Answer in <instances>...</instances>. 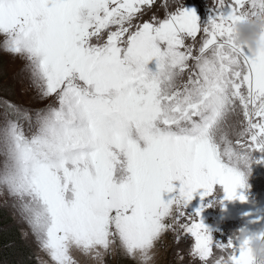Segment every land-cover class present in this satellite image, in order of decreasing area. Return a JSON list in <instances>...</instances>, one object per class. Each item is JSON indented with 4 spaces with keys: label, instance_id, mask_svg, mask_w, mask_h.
Masks as SVG:
<instances>
[{
    "label": "snow or ice",
    "instance_id": "snow-or-ice-1",
    "mask_svg": "<svg viewBox=\"0 0 264 264\" xmlns=\"http://www.w3.org/2000/svg\"><path fill=\"white\" fill-rule=\"evenodd\" d=\"M213 5L201 20L184 0H0V51L44 102L0 99V193L41 264H155L166 233L190 240L179 264H254L249 240L214 242L185 212L217 188L245 202L264 154V32L255 51L236 32L264 0Z\"/></svg>",
    "mask_w": 264,
    "mask_h": 264
},
{
    "label": "rangeland",
    "instance_id": "rangeland-1",
    "mask_svg": "<svg viewBox=\"0 0 264 264\" xmlns=\"http://www.w3.org/2000/svg\"><path fill=\"white\" fill-rule=\"evenodd\" d=\"M161 0H158V3ZM187 8L195 9L201 20H206L213 0H184ZM23 61L12 58L0 51V99L19 104L27 108L42 107L41 101L26 74L23 73ZM2 111V107H0ZM234 139V138H233ZM260 161V162H257ZM179 182H174L178 185ZM246 196L245 202L223 200L222 190L216 189L214 196L207 197L203 201L199 194L194 195L193 200L185 209L186 214H193L197 209H202L199 219L214 242L226 244L229 240L234 241V236L240 229L248 232L264 231V154L253 153L249 167L246 170ZM167 198V197H165ZM221 201H223L221 203ZM12 200L0 193V209L12 220L11 226L18 229L22 240L33 251L36 262L48 261V257L40 251L27 224L21 220L12 206ZM190 240H182L180 244L175 243L171 233H166L158 242V251L155 256V264H179L177 251L183 249L185 261L189 260L188 249ZM78 264H93V261L79 253L74 254ZM106 264H135L134 261L123 254L106 257Z\"/></svg>",
    "mask_w": 264,
    "mask_h": 264
},
{
    "label": "clouds",
    "instance_id": "clouds-1",
    "mask_svg": "<svg viewBox=\"0 0 264 264\" xmlns=\"http://www.w3.org/2000/svg\"><path fill=\"white\" fill-rule=\"evenodd\" d=\"M236 32L241 43L246 44L250 50L255 51L257 40L262 32H264V18L256 17L248 19L237 24ZM257 232H248L246 229H240L234 239L238 243H243L249 240L248 247L250 248L251 256L254 264H264V239H257ZM93 264L95 262L93 261Z\"/></svg>",
    "mask_w": 264,
    "mask_h": 264
},
{
    "label": "trees",
    "instance_id": "trees-1",
    "mask_svg": "<svg viewBox=\"0 0 264 264\" xmlns=\"http://www.w3.org/2000/svg\"><path fill=\"white\" fill-rule=\"evenodd\" d=\"M12 220L0 209V264H38Z\"/></svg>",
    "mask_w": 264,
    "mask_h": 264
}]
</instances>
